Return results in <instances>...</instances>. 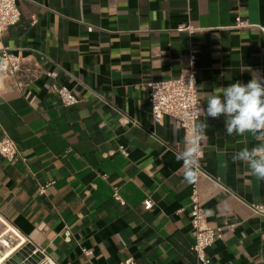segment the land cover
<instances>
[{
    "label": "crops",
    "instance_id": "0c3cea01",
    "mask_svg": "<svg viewBox=\"0 0 264 264\" xmlns=\"http://www.w3.org/2000/svg\"><path fill=\"white\" fill-rule=\"evenodd\" d=\"M17 7L20 19L0 47L39 63L41 73L22 91L0 79V136L18 149L12 161L0 155V219L53 264H194L193 184L175 158L185 132L169 116L153 122L147 84L177 77L193 54L206 108L208 93L247 83L253 71L264 75V0H18ZM237 20L248 26L235 27ZM184 24L194 31L179 30ZM51 84L69 88L77 103L63 106ZM207 123L195 184L207 224L234 228L206 255L211 264H264V216L250 208L264 206V182L231 160L256 142L226 135L223 117Z\"/></svg>",
    "mask_w": 264,
    "mask_h": 264
},
{
    "label": "built area",
    "instance_id": "2783aa9c",
    "mask_svg": "<svg viewBox=\"0 0 264 264\" xmlns=\"http://www.w3.org/2000/svg\"><path fill=\"white\" fill-rule=\"evenodd\" d=\"M17 1L0 0V36L20 19ZM246 26H248L246 21H236L235 27ZM179 30H184L191 34L194 31V27L184 24L179 27ZM194 62L195 56L191 54L189 64L182 69L177 77L148 82V101L150 104V114L154 123L160 124L165 116H169L174 120L176 126L185 132L190 127L194 116L202 114L196 112L197 107L203 106V101L197 89V69ZM40 73L41 68L39 63L28 66L25 64L23 57L14 54L6 46L0 47V79H11L13 81L11 88L22 91ZM53 74L51 71L45 72L47 78L53 77ZM50 88L63 106L77 103V97L66 86L51 84ZM190 113L193 115L189 116ZM0 155L7 161H12L18 155L16 143L5 134L0 136ZM201 173L200 166L199 174ZM46 188L47 186H40L39 194H44ZM114 195L121 204H124V200L116 192ZM152 205L153 202L148 198L143 201L145 209H150ZM250 208L254 214L264 216L263 205L251 204ZM189 216L194 238L192 246L195 254L194 264H211L206 255V249L215 240L223 239L228 233L232 232L234 224L217 226L207 224L196 184L191 186ZM1 237L6 241L2 240ZM26 243H29V241L22 239L0 219V264H5L10 255ZM35 250L42 254V258L36 264H53L43 250L37 247H35ZM122 264H133V262L130 258Z\"/></svg>",
    "mask_w": 264,
    "mask_h": 264
},
{
    "label": "clouds",
    "instance_id": "9594fccd",
    "mask_svg": "<svg viewBox=\"0 0 264 264\" xmlns=\"http://www.w3.org/2000/svg\"><path fill=\"white\" fill-rule=\"evenodd\" d=\"M196 112L202 113L203 119L194 116L190 127L185 130L184 147L175 156L181 162L184 180L195 184L199 179L203 144L208 138L207 119L223 117L226 135L250 136L256 142L252 147L235 151L232 162L244 164L251 176L264 182V75L253 71L247 83L237 80L223 87L222 91L208 93L206 108L197 107ZM208 213L213 214V210L209 209Z\"/></svg>",
    "mask_w": 264,
    "mask_h": 264
},
{
    "label": "water",
    "instance_id": "95a60500",
    "mask_svg": "<svg viewBox=\"0 0 264 264\" xmlns=\"http://www.w3.org/2000/svg\"><path fill=\"white\" fill-rule=\"evenodd\" d=\"M41 258L42 254L29 242L11 254L5 264H36Z\"/></svg>",
    "mask_w": 264,
    "mask_h": 264
}]
</instances>
